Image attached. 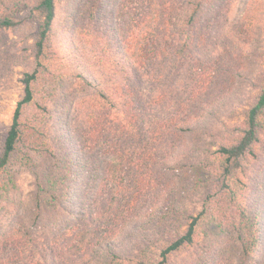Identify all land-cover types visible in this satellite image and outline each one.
<instances>
[{
	"label": "trees",
	"instance_id": "obj_1",
	"mask_svg": "<svg viewBox=\"0 0 264 264\" xmlns=\"http://www.w3.org/2000/svg\"><path fill=\"white\" fill-rule=\"evenodd\" d=\"M120 2L88 0L60 29L62 0H0V31L32 34L15 55L22 93L0 182L14 167L36 182L23 209L0 202V264H264V85L241 118L219 114L240 35L210 34L218 0ZM50 106L69 120L67 145ZM205 224L219 238L204 246Z\"/></svg>",
	"mask_w": 264,
	"mask_h": 264
},
{
	"label": "rangeland",
	"instance_id": "obj_2",
	"mask_svg": "<svg viewBox=\"0 0 264 264\" xmlns=\"http://www.w3.org/2000/svg\"><path fill=\"white\" fill-rule=\"evenodd\" d=\"M125 2H132L133 7L139 8L141 6L138 0H121L119 5L124 6ZM218 2L226 11L223 18L217 21L213 19L210 34H215L221 27L225 26V32L230 35L233 33L240 35L239 38H236V46L233 44L230 46L232 49L230 76L233 77V83L221 93L222 95L220 94L221 98L225 96V101L219 110L221 118L227 119L228 117L234 120L242 117L244 111L253 104L257 89L264 85V65L255 60V56L264 49V34L259 28L264 17V0H218ZM87 3L88 0H62L57 19L60 29L65 26V17L67 18L69 14H75L76 12L78 14L82 13ZM78 5L79 7H77ZM124 9H126L125 6ZM100 18V22H103L102 16ZM65 41L66 35L61 31L58 35V41L54 42L58 54L62 52L64 48L62 45L65 44ZM31 42V32L19 29L0 31V136L4 135L9 128L13 109L22 93V83L20 81L22 67L15 62V55L19 47H27ZM243 46L247 50L241 53L239 50ZM251 49L253 51L247 53ZM228 85L229 82L226 83V86ZM142 89L144 93L148 90L146 85ZM59 91H62V88H59ZM227 95L229 97L226 99ZM50 110L52 113L50 120L52 135L56 134L60 143L63 142L64 145H67L68 142L65 139L73 134L69 129V120L67 119V122L60 121L57 116L58 109L50 106ZM214 123V128H217L219 122L215 121ZM258 166L261 169L264 168V155L260 158ZM8 172L13 173L14 179L10 183L0 182V202H10L19 209H23L33 198L35 179L25 167H14ZM204 183L207 184V182H202V184ZM202 184H199V186ZM206 189L207 187H201L189 199L188 208L191 212H196L200 208V202ZM93 202L94 207L88 212L91 215L92 213H99L105 207L106 199L98 197ZM88 218L90 217L87 214L86 219ZM46 225L51 224L47 223ZM210 229V225L205 224L200 231L202 240H205L203 245L211 244L219 238ZM180 259L178 255H173L170 264H175ZM44 264L53 263L49 261Z\"/></svg>",
	"mask_w": 264,
	"mask_h": 264
}]
</instances>
